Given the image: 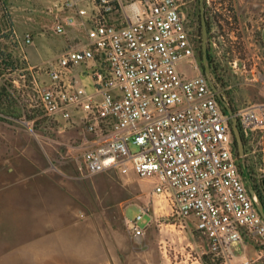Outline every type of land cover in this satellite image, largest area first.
Here are the masks:
<instances>
[{"label":"rangeland","instance_id":"obj_1","mask_svg":"<svg viewBox=\"0 0 264 264\" xmlns=\"http://www.w3.org/2000/svg\"><path fill=\"white\" fill-rule=\"evenodd\" d=\"M183 1L198 69H179L204 74L200 2ZM204 3L220 84L212 73L214 82L234 113L264 106V0ZM54 12L52 0H0V264H222L205 253L207 242L192 222L182 226L167 199L153 196L151 180L79 170L72 156L79 130L43 116L33 82L44 85L49 63L86 44L93 24L57 34ZM240 162L249 187L264 181V133L247 143ZM134 221L145 228L141 236L131 233ZM232 252L233 264H264V243L236 241Z\"/></svg>","mask_w":264,"mask_h":264},{"label":"built area","instance_id":"obj_2","mask_svg":"<svg viewBox=\"0 0 264 264\" xmlns=\"http://www.w3.org/2000/svg\"><path fill=\"white\" fill-rule=\"evenodd\" d=\"M52 1L55 33L93 24L86 44L49 63L44 85L33 82L43 116L79 130L72 155L79 170L151 180L153 196L167 199L182 226L192 222L205 253L222 264H233L234 242L264 243V218L245 181L230 117L205 74L179 69H198L184 1ZM135 2L141 6L128 9ZM235 115L248 142L264 133L263 105ZM131 233L141 236L144 228L134 221Z\"/></svg>","mask_w":264,"mask_h":264},{"label":"water","instance_id":"obj_3","mask_svg":"<svg viewBox=\"0 0 264 264\" xmlns=\"http://www.w3.org/2000/svg\"><path fill=\"white\" fill-rule=\"evenodd\" d=\"M199 2H200V7H201L200 16H199L200 17V23H201V35H202L201 58H202L203 67H204V74L207 76L212 89L216 93L219 101L224 106V108L226 109V111L230 117V125H231L232 133H233V136L235 139L236 148H237V151H238L240 158L244 159L245 142H244V139L242 137V133H241V130H240V127L238 124V118L236 117L232 106L226 101V96L218 88L217 84L214 82V79L212 77L211 64H210L209 57H208V44H207L208 22H207V17L205 14V9H204L205 3H204V0H199ZM242 165L244 168L246 167L245 163H243ZM250 192L252 195H254L257 198L256 199V205L258 207L260 214L264 218V203H263L262 199L258 196L256 190L254 188H252V186L250 187Z\"/></svg>","mask_w":264,"mask_h":264},{"label":"flooded vegetation","instance_id":"obj_4","mask_svg":"<svg viewBox=\"0 0 264 264\" xmlns=\"http://www.w3.org/2000/svg\"><path fill=\"white\" fill-rule=\"evenodd\" d=\"M209 21L208 17H207V22ZM210 26V30H211V22L209 21L208 27ZM210 54H211V49L209 50ZM211 58V65L214 68L215 67V62L214 59L212 57V55H210ZM253 186L258 194V196L262 199L263 203H264V181L262 183H256V181H254Z\"/></svg>","mask_w":264,"mask_h":264},{"label":"trees","instance_id":"obj_5","mask_svg":"<svg viewBox=\"0 0 264 264\" xmlns=\"http://www.w3.org/2000/svg\"><path fill=\"white\" fill-rule=\"evenodd\" d=\"M208 24H209V21H208ZM208 28H209V31H210V26H209ZM200 35H201V33H200ZM200 52H201V51H200ZM208 57H209V61H210V64H211V58H210L209 50H208ZM8 58H9V56H8ZM8 64H9V63H8ZM212 73H214V69H213V67H212ZM214 76H215V79H216L217 83L220 84V82H219V80H218V77L216 76L215 73H214ZM221 87H223V85H221ZM233 107H234V106H233ZM234 110H236L235 107H234ZM223 111H224V113L228 114L227 111H226V109L224 108V106H223ZM241 133H242V137H243V139H244L245 146H246L247 143H248L247 138L245 137L243 131H241ZM234 143H235V139H234ZM235 147H236V144H235ZM246 151H247V150H246ZM236 152H237V154H238L237 148H236ZM238 156H239V154H238ZM239 157H240V156H239ZM241 168H243V167L241 166ZM242 171H243V169H242ZM243 172H244V171H243Z\"/></svg>","mask_w":264,"mask_h":264},{"label":"crops","instance_id":"obj_6","mask_svg":"<svg viewBox=\"0 0 264 264\" xmlns=\"http://www.w3.org/2000/svg\"><path fill=\"white\" fill-rule=\"evenodd\" d=\"M141 6L138 2L136 3H132V5H128V7H139ZM197 72V71H196ZM96 174H99V173H96ZM130 175H135L133 172L130 173ZM148 180V179H147ZM152 220V219H151ZM145 229V228H144Z\"/></svg>","mask_w":264,"mask_h":264}]
</instances>
